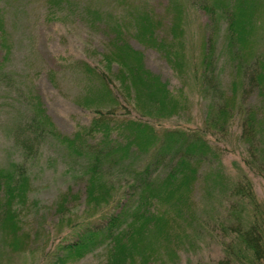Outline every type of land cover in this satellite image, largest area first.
I'll use <instances>...</instances> for the list:
<instances>
[{
	"label": "rangeland",
	"instance_id": "obj_1",
	"mask_svg": "<svg viewBox=\"0 0 264 264\" xmlns=\"http://www.w3.org/2000/svg\"><path fill=\"white\" fill-rule=\"evenodd\" d=\"M197 1L200 0H0V169L9 170L12 162L24 161L23 127L32 118L37 103L58 134L77 137L81 146L71 151L58 139L45 136L35 158L25 162L29 191L25 200L15 205V233L6 231L9 227L3 229L0 208V264H51L56 244L72 223L100 216L104 202L100 199L95 204L89 197L87 161L90 151L108 149L104 141L109 145L120 142L124 147L131 144L125 148L129 151L120 163L112 162L117 155L114 152L116 155L103 165L105 183L94 193L106 194L109 201L112 196L117 199L136 170L152 160L139 151L140 140L134 139L129 130H113L109 136L101 132L88 134L97 108L103 113L113 110V122L116 118L138 119L157 130L205 124L209 100L200 96L201 86L195 80L208 21L195 6ZM259 38L258 46L262 48L264 34ZM123 45L138 51L143 67L158 76L173 95H186L187 101L178 113L152 119L136 110L131 100L129 104L126 93H121L122 68L114 61V54ZM220 60H228L227 54ZM84 63L94 68L96 75H87ZM221 71L224 98L232 104L236 97L230 91L232 63L226 61ZM97 76L111 83L109 90L120 100L119 105L86 101L93 97L87 84H97ZM236 95L237 105L232 109L235 112L225 132L207 138L219 163L204 160L196 167L188 179L186 197L180 199L173 194L171 199L156 198L157 203L150 207L153 217L150 215L149 225L158 220L159 232L143 229V252L126 250L120 264H216L223 256V241L227 239L223 235L227 233L219 229L226 223L229 204L223 191L242 175L251 179L264 212V175L255 174V169L246 165L249 149L241 139L242 115L238 114V109L245 110L238 108L242 104L255 109L261 117L264 92L248 90L242 96L239 92ZM209 158L214 159L211 155ZM216 170L220 186L211 185ZM167 171L164 166L152 174L157 178L153 183L157 193ZM241 204L236 203L237 208ZM14 237L17 247L10 243ZM115 245V240L99 245L68 264H106Z\"/></svg>",
	"mask_w": 264,
	"mask_h": 264
},
{
	"label": "trees",
	"instance_id": "obj_2",
	"mask_svg": "<svg viewBox=\"0 0 264 264\" xmlns=\"http://www.w3.org/2000/svg\"><path fill=\"white\" fill-rule=\"evenodd\" d=\"M195 6L206 14L208 21L207 36L204 39L198 76L195 80V83L201 86L200 96L209 100L205 124L197 128L175 127L157 130L138 119L116 118L113 122L112 118L116 115L113 110L103 113L97 108L96 115L90 121L88 134L101 132L109 136L113 130L121 128L120 131L126 133L129 130L134 134V139L140 140L139 151L151 156L152 160H149L143 169L136 170L128 186L127 182L123 185V190L120 191L117 199H113L112 196L109 201L106 194L94 193L98 186L101 187L105 183L103 178L106 177L101 172L103 165L111 155L115 156V153H117L116 159L112 162L116 161V165L120 163V159L129 151L125 148L130 147L131 144L124 147L120 142L114 141L109 145L104 141L108 146L107 150H103V147L99 150H89L88 194L95 204L102 199L104 208L99 211L100 216L96 219L89 218L72 223L70 230L56 244L50 260L51 264L74 262L88 255L99 245L113 240L116 241L115 251L106 264H120L123 256L131 248L136 252H143L145 242L140 232L143 229L149 233L159 232L158 220L155 219L154 225H149L150 215L153 217L149 212L150 207L157 203L156 198L171 199L173 194H177L180 199L186 197L187 182L196 167L204 160H207L208 164H214L216 161L219 163L207 138L209 135L225 132L226 124L235 112L232 109L237 105L236 94L239 92L242 96L248 90H255L260 94L264 92V47L258 46L259 36L264 34V0H200ZM145 43L150 42L146 40ZM219 43L220 52L216 50ZM226 54L234 69V78L230 80V91L236 97L231 101L232 104L227 103L224 98L225 90L221 81L222 64L224 66L228 60L221 62L220 59ZM114 55L117 58L114 61L122 68L119 71L121 89L123 88L121 93H126L128 102L131 100L133 107L144 116L152 119L169 118L178 113L179 108L184 107L187 101L186 95L184 97L182 93L180 97L173 95L158 76L143 67L142 57L138 51L131 46L123 45ZM2 65L0 61V70ZM83 65L87 75H96L94 68L91 69L86 63ZM94 79H98L97 84L94 81L87 84L93 91V97L86 101H99L101 105L108 103L113 107L119 105L120 100L109 90L111 83L101 76ZM130 102L129 104H132ZM36 105L32 118L23 127L25 137L21 144L24 149V161L12 162V169L9 170L0 169V208L3 229L9 227L6 231L11 233H15L18 227L17 218L15 219L18 209L15 205L21 204L29 191L28 168L24 164L35 158L34 155L42 146V139L45 136H52L64 143L71 151H78L76 149L81 147L77 137L70 138L58 134L40 103ZM238 108L245 109H238V114L242 115L241 139L249 149L246 165L250 169H255V174L264 175V111L260 113L262 116L258 117L256 110L251 107L241 104ZM210 155L214 157L213 160H209ZM164 166L168 168L167 175L161 180V189L157 193V188H154L153 184L157 182V178L154 179L152 174ZM211 185H221L217 170L211 177ZM219 190L222 193V190ZM226 190L223 191L224 200L229 201L226 207V223H223L222 228L219 229L227 233L223 234L227 239L223 241V256L216 260V264H264V212L255 196L251 179L242 175L237 182L231 183L229 189L226 187ZM236 203L242 204L237 208ZM243 203H245L244 208ZM246 219L249 221L245 222ZM17 242V238L14 237L10 243L17 247ZM236 243L238 245H235Z\"/></svg>",
	"mask_w": 264,
	"mask_h": 264
}]
</instances>
